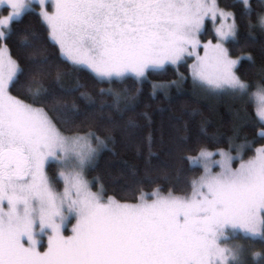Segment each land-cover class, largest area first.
I'll list each match as a JSON object with an SVG mask.
<instances>
[{
  "label": "snow or ice",
  "instance_id": "obj_1",
  "mask_svg": "<svg viewBox=\"0 0 264 264\" xmlns=\"http://www.w3.org/2000/svg\"><path fill=\"white\" fill-rule=\"evenodd\" d=\"M239 2L249 29L258 26L264 33V12H257L258 25L252 24L250 0ZM39 5L60 56L90 69L98 82L111 84L129 74L146 80L149 71L195 56L194 85L253 102L264 124V65L256 81L237 74L242 59L255 60L251 54L232 58L225 45L239 43L241 24L219 0H39ZM32 7L31 0H0V11L7 13L0 15V41L15 34L13 24ZM209 21L215 42H202ZM20 44L34 48L35 37L25 35ZM30 61L33 67L21 85L25 69L7 43L0 44V264H264V252H251L249 260L243 244H227L237 234L264 244V146L245 159L247 141L234 144L230 137L229 151L198 145L196 155L184 157L199 172L187 179L190 192L164 194L158 188L141 192L135 204L105 198L106 189L100 185L93 191L96 184L86 172L95 167L109 137L67 127L75 126L80 109L44 85L47 55ZM66 75L56 74L62 96L78 94L101 110L109 107L83 85L65 86ZM176 83H153V94H166ZM21 90L26 99L13 95ZM99 92L113 97L117 110L122 99L126 107L133 99L113 88ZM50 101L54 116L46 111ZM136 127L135 120L127 121L129 130Z\"/></svg>",
  "mask_w": 264,
  "mask_h": 264
},
{
  "label": "trees",
  "instance_id": "obj_2",
  "mask_svg": "<svg viewBox=\"0 0 264 264\" xmlns=\"http://www.w3.org/2000/svg\"><path fill=\"white\" fill-rule=\"evenodd\" d=\"M219 4L222 8L235 12L241 24L239 43L226 44L232 57L251 54L255 60L253 63L242 59L237 67V74L246 81H256L259 69L264 65V33L258 26L249 29L248 17L241 15L243 6L239 0H219ZM250 4L254 9L251 22L258 25L256 13L264 12V8L260 6V0H250ZM13 28L15 34L7 41H0V44L7 43L13 58L25 69L21 85L33 67L30 57L39 59L42 55H47L49 66L42 76L44 85L61 99L69 103L75 101L80 109L81 114L75 126L67 127L92 129L102 137H109L108 147L100 153L95 167L86 172V177L95 182L96 187L93 189L103 185L105 195H111L120 202H136L141 192L150 193L158 188L165 194L170 189L178 195L190 192L187 179L199 172L193 171L195 166L184 157L196 155L198 145L214 150L229 148V138L233 137L234 144L245 141L250 144L243 152L244 157H247L254 153L256 146L264 142V136L260 135L264 124L256 115L255 104L246 103L228 90L210 91L194 85L190 71L191 58L178 66L167 65L163 71H149L146 80H137L128 75L111 84L107 81L98 82L95 74L88 68L73 66L60 56L59 46L49 39L47 24L38 10L32 9L26 13L21 21L13 24ZM206 29L202 39L214 40L210 21L207 22ZM25 35L30 39L35 37L34 48L21 47L20 40ZM58 71L67 73L63 80L65 86L83 85L96 98L97 103L103 99L109 107L101 110L88 104L78 94L62 96L60 85L56 81ZM170 81L177 83L166 94L162 91L153 94V83ZM101 88H113L122 96L133 99L128 102L127 107L122 99L120 110H117L113 97L100 95ZM13 95L26 99L22 90L14 91ZM26 102L31 103L30 100ZM52 108L50 101L46 106L50 116L56 115ZM240 118L243 119V124L239 128V137L235 138L234 129L241 124ZM129 119L137 122V127L133 130L127 128ZM61 186L62 182L58 188ZM228 243L230 246L243 244L248 248L249 260L252 259L251 252H264V244L259 238L237 234Z\"/></svg>",
  "mask_w": 264,
  "mask_h": 264
},
{
  "label": "rangeland",
  "instance_id": "obj_3",
  "mask_svg": "<svg viewBox=\"0 0 264 264\" xmlns=\"http://www.w3.org/2000/svg\"><path fill=\"white\" fill-rule=\"evenodd\" d=\"M31 3H32V5H33V7H32V9H34V10H38L39 11V13L41 12V7H40V5H39V0H31ZM48 3L50 4L51 3V0H48ZM7 13L6 12H3V11H0V15H6ZM207 24V23H206ZM210 27H211V29H212V31H213V24L210 22ZM214 32V31H213ZM201 39H202V37H201ZM207 40H210V39H206V40H203L202 39V42H206ZM212 40V39H211ZM213 42H215V40H213ZM226 47H227V45H225ZM198 51H199V54L200 55H203V50L202 49H198ZM187 58H191V62H190V65L192 64V63H194V61H195V56H192V57H186L185 58V60L187 59ZM233 59H236L235 57H232ZM15 59V58H14ZM167 66V65H166ZM165 66V67H166ZM82 67H85V66H82ZM90 70V69H89ZM91 71V70H90ZM129 75H131V74H129ZM128 76V75H127ZM131 76H133V75H131ZM201 88V87H200ZM203 89V88H202ZM219 91H221V90H219ZM253 91H255V89L253 90ZM192 113V112H191ZM262 129H264V127L262 128ZM262 129H261V131H262ZM262 146H264V142L263 143H260L258 146H256L255 147V149L256 148H259V147H262ZM219 149H223V150H225V151H229L230 149L228 148V147H220ZM208 150L209 151H216V150H214V149H210V148H208ZM232 154L233 155H235V150L234 149H232ZM255 154V151H254V153L252 154H250L249 156H247V157H244L245 159H247V158H249V157H251L252 155H254ZM217 159H219V157L217 156L216 157ZM237 164H238V161H237ZM46 168H47V166H46ZM87 178V177H86ZM59 190H63V183H62V186L59 188ZM97 189H93V191H96ZM154 191V190H153ZM152 191V192H153ZM151 193V192H150ZM165 194V193H164ZM107 197H112L111 195H105V198H107ZM114 198V197H113ZM148 199H153L154 197H151V196H148L147 197ZM118 201V200H117ZM120 202V201H119ZM139 202V199L136 201V202H132V203H128V204H135V203H138ZM121 203H125V202H121ZM75 221H73V223H74ZM65 234L66 235H70L71 234V224H69L68 226H67V228H66V230H65ZM42 243L46 246V244H47V239H46V237L42 240ZM227 244L229 245V243L227 242ZM230 246V245H229Z\"/></svg>",
  "mask_w": 264,
  "mask_h": 264
},
{
  "label": "bare ground",
  "instance_id": "obj_4",
  "mask_svg": "<svg viewBox=\"0 0 264 264\" xmlns=\"http://www.w3.org/2000/svg\"><path fill=\"white\" fill-rule=\"evenodd\" d=\"M221 115V114H220Z\"/></svg>",
  "mask_w": 264,
  "mask_h": 264
}]
</instances>
